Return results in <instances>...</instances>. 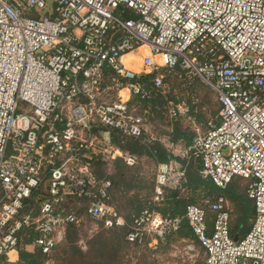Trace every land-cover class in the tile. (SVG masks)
Instances as JSON below:
<instances>
[{"label": "built area", "instance_id": "2783aa9c", "mask_svg": "<svg viewBox=\"0 0 264 264\" xmlns=\"http://www.w3.org/2000/svg\"><path fill=\"white\" fill-rule=\"evenodd\" d=\"M175 68L197 76L220 105L217 122L195 127L176 155L198 159L200 174L220 188L233 176L247 179L253 222L234 240L226 200L217 196L205 201L214 213L209 232L198 204L183 216L146 207L127 225L126 240L147 238L156 251L184 218L202 264H264V0H0V264H23L24 228L37 234L31 247L50 256L66 227L86 216L106 228L126 224L95 164L109 171L117 159L139 163L111 134L154 139L149 111L129 102L149 97L146 75L164 95L163 72ZM167 105L170 120L188 111L185 101ZM184 179L178 160L157 163L151 203Z\"/></svg>", "mask_w": 264, "mask_h": 264}, {"label": "trees", "instance_id": "16d2710c", "mask_svg": "<svg viewBox=\"0 0 264 264\" xmlns=\"http://www.w3.org/2000/svg\"><path fill=\"white\" fill-rule=\"evenodd\" d=\"M180 72L186 73L183 70H180ZM152 77L153 75L141 77V80L146 84L144 85L145 88L149 91V97L144 99L133 97L129 104L135 106L138 112L147 109L150 113L148 117V119L151 118L150 120L155 118L167 119V113L163 109V95L159 89H155L151 84ZM164 82H166L165 77ZM173 100V103L183 101L180 99ZM219 108L218 102V107L212 114L217 116ZM188 111L196 122L204 123V128L209 120L217 122L216 116L212 119L207 118L205 112H201L198 105L191 104V101L188 105ZM180 117L182 116H178L174 120L168 118V122L171 123L169 131H162V133L166 134L169 140L178 144V146L186 147L191 142L195 131L184 126ZM111 141L112 144L121 149L143 157L146 164L156 166L159 162H167L172 159L178 160L185 170V179L181 187L178 189H165L163 199L153 204L150 201L153 182H148L139 177L140 165L137 167L128 166L117 159L113 161V168L109 173L104 172L100 167L95 168L98 176H107L110 179V202L123 215L126 224L107 228L102 226L98 232L87 240V249L85 251L77 245L80 225H69L66 227L63 241L53 249L52 253L54 254L51 256L55 257L57 255L66 264H122L123 251L126 252L130 247L147 249V238L143 244L131 243L126 240L127 225L144 208H154L163 216H183L187 205L198 204L205 210L207 231L209 232L212 227L214 213L209 209L205 201H210L217 196H223L226 200L229 212V233L232 238L237 236V240L242 239L251 228L254 218V206L246 193L247 179L241 176H233L224 188H220L211 179L200 174V162L198 159H194L192 156L181 158L168 150L158 139L146 142L142 137H123L112 133ZM36 235L35 231L30 228H24L18 234L20 238L18 255L20 262L23 264H44L48 258L37 247H31ZM177 238H188L197 242L184 218L179 230L168 235L165 242L167 243Z\"/></svg>", "mask_w": 264, "mask_h": 264}, {"label": "rangeland", "instance_id": "374dc122", "mask_svg": "<svg viewBox=\"0 0 264 264\" xmlns=\"http://www.w3.org/2000/svg\"><path fill=\"white\" fill-rule=\"evenodd\" d=\"M136 70L139 69V59H137ZM165 77V84L167 92L163 95L165 113H167V101L174 102L173 99L183 100L189 105H198L201 112H205L207 118H214L216 115L212 114L218 107V102L215 94L211 88L205 85L197 76L192 73H182L179 69L167 70L163 72ZM198 79H197V78ZM176 104V103H174ZM189 112V111H188ZM182 115L181 120L184 126L194 129L198 127L200 130L205 129L204 123L195 121L189 113ZM151 119V118H150ZM148 119L147 126L151 131H157V136L161 137L166 135L162 131H169L170 122L168 118ZM194 131V130H193ZM167 136V135H166ZM141 167L139 177H142L148 182H153L155 165L144 163L143 157L137 165ZM100 167L104 172L109 173L112 171L113 163L110 166L106 162L100 161L95 164V168ZM79 232V239L77 245L85 251L87 249V240L96 232H98L102 225L100 222L93 221L84 217L82 220ZM52 253L51 255H53ZM122 264H202L204 252L200 245L193 239H173L169 242L163 243L156 251L147 249L132 248L130 247L126 252L123 251ZM48 256L44 264H66L62 259L56 255ZM62 262H61V261Z\"/></svg>", "mask_w": 264, "mask_h": 264}, {"label": "crops", "instance_id": "0c3cea01", "mask_svg": "<svg viewBox=\"0 0 264 264\" xmlns=\"http://www.w3.org/2000/svg\"><path fill=\"white\" fill-rule=\"evenodd\" d=\"M134 59V58H137V52H133V53H129V54H127V55H125V56H123V61L125 62V63H127V64H129V62H130V59ZM135 66H136V64H135ZM187 114V113H186ZM185 114V115H186ZM148 123V122H147ZM146 128H147V130H149L150 132H152L153 134H154V139L153 140H155V139H158V140H160L163 144H164V146L168 149V150H170V151H172L174 154H176V152H175V150L177 149V150H179V149H182L183 147H180V146H178V144H175V143H173L172 141H170L169 140V138L167 137V136H165V135H163V136H161V137H158L157 136V131H151L150 129H149V127L148 126H146ZM198 128V127H197ZM192 130V129H191ZM194 130V129H193ZM192 130V131H193Z\"/></svg>", "mask_w": 264, "mask_h": 264}, {"label": "water", "instance_id": "95a60500", "mask_svg": "<svg viewBox=\"0 0 264 264\" xmlns=\"http://www.w3.org/2000/svg\"><path fill=\"white\" fill-rule=\"evenodd\" d=\"M103 136L105 137L106 140H109V133H104ZM233 239L237 240V236H235Z\"/></svg>", "mask_w": 264, "mask_h": 264}]
</instances>
